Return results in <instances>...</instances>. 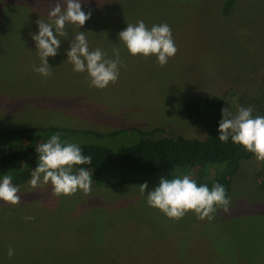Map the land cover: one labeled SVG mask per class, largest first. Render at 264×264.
Returning <instances> with one entry per match:
<instances>
[{
    "label": "rangeland",
    "instance_id": "rangeland-1",
    "mask_svg": "<svg viewBox=\"0 0 264 264\" xmlns=\"http://www.w3.org/2000/svg\"><path fill=\"white\" fill-rule=\"evenodd\" d=\"M226 0H81L92 15L81 28L67 24L57 56L48 57L52 75L40 65L32 34L36 21L49 22L55 0H0V133L21 128L53 129L22 144L48 141L117 150L149 138L205 139V130L185 114L191 97L217 96L224 107H254L264 115V0H238L224 15ZM143 20L151 29L167 23L178 49L167 65L155 56H132L118 33ZM85 31L89 50L106 58L119 49L120 75L104 89L89 86L87 72L67 60L71 40ZM21 140L0 143V155ZM218 165L208 167L207 175ZM19 186L17 205L0 201V264H264V162H240L231 178L230 210L217 207L214 218L193 212L167 218L147 205L157 187L128 182H92L91 192L55 196L51 184ZM78 173V171L76 172ZM170 178L188 175L170 172ZM27 217H33L28 220ZM15 254L8 256V249Z\"/></svg>",
    "mask_w": 264,
    "mask_h": 264
},
{
    "label": "clouds",
    "instance_id": "clouds-1",
    "mask_svg": "<svg viewBox=\"0 0 264 264\" xmlns=\"http://www.w3.org/2000/svg\"><path fill=\"white\" fill-rule=\"evenodd\" d=\"M47 15L49 22L36 21L39 32L32 34L40 58V65L33 66V71L45 78L52 75L48 57L57 56L61 37L68 36L66 25L74 24L81 28L91 18L92 12L89 10L85 13L82 10L81 0H55ZM118 36L129 54L155 56L160 67L167 65L178 51L167 23L154 24L149 29L143 20H138L135 24L128 23ZM113 55L114 58H106L107 54L100 48L90 51L85 31L75 34L67 50V60L73 65V71L87 72L89 86L101 90L118 81L123 62L119 49H114ZM253 112L254 107L251 105L244 107L237 104L235 112L228 107L222 108L218 139L226 143L231 138L234 144L254 154L258 162H264V115L253 116ZM36 152L39 154V163L31 172L29 185L32 189L39 188L41 183H50L57 197L71 196L78 190L85 194L91 192L92 172L81 167L78 173H73L74 166L92 162V156L85 155L78 144H62L61 133H56L47 142L38 144ZM139 188L145 193L148 183L144 182ZM18 193L19 186L13 185L10 175H4L0 181V201L17 205L21 200ZM146 203L169 219L179 220L191 211L198 219L207 218L211 221L217 207L225 212L230 210L231 198L220 183H215L209 189L206 184L198 186L191 176L184 175L182 178H161L159 185L147 192ZM26 219L31 220L33 217ZM14 254V249L10 247L8 256Z\"/></svg>",
    "mask_w": 264,
    "mask_h": 264
},
{
    "label": "trees",
    "instance_id": "trees-1",
    "mask_svg": "<svg viewBox=\"0 0 264 264\" xmlns=\"http://www.w3.org/2000/svg\"><path fill=\"white\" fill-rule=\"evenodd\" d=\"M238 0H226L223 14L226 15ZM185 114L192 125L201 126L205 130V139L178 137H162L158 140L145 138L137 144L111 150L105 147L81 145L85 155L92 156L91 164L76 165L73 173L79 168L92 172V182L101 179L107 181L111 175L112 184L119 186L128 182H147L158 186L161 178L170 177V172L184 171L199 185H207L209 189L215 183L223 185L229 195L231 178L237 172L240 162L249 160L254 154L246 151L241 145L234 144L229 138L223 143L218 139L219 121L224 101L217 96L204 100L191 97L185 103ZM53 129L21 128L0 133V143L13 139L21 140L19 148L0 155V181L4 175L12 177L13 185H20L26 181L25 168L32 171L38 166L39 154L36 147L42 141L22 144L23 139L41 133L50 136ZM218 165L208 175L206 169Z\"/></svg>",
    "mask_w": 264,
    "mask_h": 264
}]
</instances>
